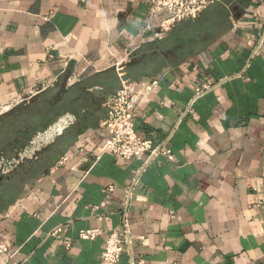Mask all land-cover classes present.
<instances>
[{"label":"crops","instance_id":"crops-1","mask_svg":"<svg viewBox=\"0 0 264 264\" xmlns=\"http://www.w3.org/2000/svg\"><path fill=\"white\" fill-rule=\"evenodd\" d=\"M165 16L149 0H0V105L57 94L41 132L74 117L0 180V264H100L113 231L115 264H264V0ZM122 80L157 81L132 120L171 159L100 153Z\"/></svg>","mask_w":264,"mask_h":264},{"label":"built area","instance_id":"built-area-1","mask_svg":"<svg viewBox=\"0 0 264 264\" xmlns=\"http://www.w3.org/2000/svg\"><path fill=\"white\" fill-rule=\"evenodd\" d=\"M216 1L218 0H149L150 13H164L166 16L161 21V26L166 28L172 22L196 18L208 5ZM156 85V80L141 82L122 80L120 89L106 100V114L101 121V127L106 132V139L100 153L111 152L124 159H131L146 153H148L146 159L159 154L172 158L169 150L155 147L149 139L139 137L133 125L131 113L133 98L136 95L145 96ZM10 109L11 107L7 105H0V115ZM73 121L74 117L72 115L65 114L58 119L57 124H54L52 128L50 126L46 130L38 132L35 137H32L28 144L19 150L14 157L5 158L0 156V176L10 173L23 160L32 159L36 151L46 141L47 136L52 135L55 131L60 133L64 127ZM56 125L57 130L53 129ZM62 159L60 158L59 162ZM259 201L264 202V193L259 197ZM61 231L62 227L56 226L50 231V235L57 236ZM98 233L97 229H87L80 231L79 236L82 239H92ZM123 243L124 239L119 233L111 232L106 239L100 264H115L123 251ZM7 251L8 246L0 244V254Z\"/></svg>","mask_w":264,"mask_h":264},{"label":"trees","instance_id":"trees-1","mask_svg":"<svg viewBox=\"0 0 264 264\" xmlns=\"http://www.w3.org/2000/svg\"><path fill=\"white\" fill-rule=\"evenodd\" d=\"M45 96V95H44ZM39 96L37 98V104H39L38 106H40L42 104L43 101V112L39 111L37 113V115H33V116H29L30 119H45V117L47 118V120L44 123H39L36 126L33 125H29L27 120L23 119L21 122H19L18 124L15 125V129H12V133H9V136H6L5 139V147L7 150L9 151H13L16 150L20 147H22L23 145H25L27 143V141L30 139L32 133L34 131H36L37 129H41L40 127H42L43 125H46V123L50 122L51 120H53L56 116H57V94H51L48 98L45 96ZM26 105V104H25ZM28 105H26L25 108H29L27 107ZM24 109V108H23ZM45 110V111H44ZM10 112V111H9ZM7 113L6 114V119H10L14 117L13 112L11 113ZM52 116H50L49 114L52 113ZM27 111L26 109L21 111V114L26 117L28 116V114H26ZM3 116V115H1ZM0 118H4L1 117ZM50 116V117H49ZM3 148L0 149V154H2Z\"/></svg>","mask_w":264,"mask_h":264},{"label":"rangeland","instance_id":"rangeland-1","mask_svg":"<svg viewBox=\"0 0 264 264\" xmlns=\"http://www.w3.org/2000/svg\"><path fill=\"white\" fill-rule=\"evenodd\" d=\"M51 94H47V95H45L47 98L50 96ZM41 96H44V95H41ZM44 96V97H45ZM37 98L38 97H35V98H33L31 101H30V104H26V105H28L27 107H29V108H25L26 107V105H25V102L23 103H20V104H18L15 108H12V109H10V110H8L7 112H5V113H3L2 115L3 116H1V117H4V118H0V149L1 148H3V151H2V154H0V156H3V157H5V158H11V157H14L16 154H17V152L19 151V150H21L23 147H25L26 145H23L22 147H20V148H18V149H16V150H13V151H9V150H7L6 149V147H5V137L6 136H9L10 134L9 133H12V129H15L14 127H15V125L16 124H18L19 122H21L23 119H25V120H27V122H28V124L29 125H33V126H36V125H38L39 123L41 124V123H44L46 120H47V118L45 117V119H43V118H41V119H36V120H34V119H30V120H28L30 117L29 116H33V115H37V113L40 111H42L43 112V106H44V104H43V101H42V104L40 105V106H38L39 104H37ZM24 108V109H23ZM26 109V111H27V113L26 114H28V116H26V117H24L22 114H21V111H23V110H25ZM10 111V112H9ZM45 111V110H44ZM11 113V112H13V114H14V117L13 118H10V119H6L5 117H6V114L7 113ZM52 114H53V112L52 113H50L49 115L50 116H52ZM49 116V117H50ZM47 124L48 123H46V125H43L42 127H40V128H42V129H37L36 131H34L33 133H32V135H31V138L33 137V134H36V132H41V130H43L44 128H46L47 127ZM28 142V141H27ZM26 144H28V143H26ZM23 161H29V159H25V160H23ZM21 164H22V162H21ZM15 169V168H14ZM13 169V170H14ZM12 170V171H13ZM11 171V172H12ZM10 172V173H11ZM10 173H8V174H6V175H9ZM5 175V176H6ZM3 178L4 177V175H2V176H0V178Z\"/></svg>","mask_w":264,"mask_h":264},{"label":"bare ground","instance_id":"bare-ground-1","mask_svg":"<svg viewBox=\"0 0 264 264\" xmlns=\"http://www.w3.org/2000/svg\"><path fill=\"white\" fill-rule=\"evenodd\" d=\"M53 129L57 130V125L55 127H53Z\"/></svg>","mask_w":264,"mask_h":264},{"label":"water","instance_id":"water-1","mask_svg":"<svg viewBox=\"0 0 264 264\" xmlns=\"http://www.w3.org/2000/svg\"><path fill=\"white\" fill-rule=\"evenodd\" d=\"M0 180H2V177L0 178Z\"/></svg>","mask_w":264,"mask_h":264}]
</instances>
